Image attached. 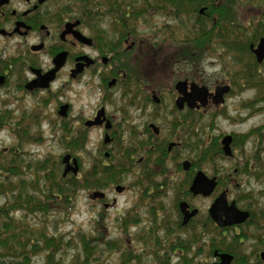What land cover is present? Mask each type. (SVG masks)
Returning <instances> with one entry per match:
<instances>
[{
	"label": "flooded vegetation",
	"instance_id": "flooded-vegetation-1",
	"mask_svg": "<svg viewBox=\"0 0 264 264\" xmlns=\"http://www.w3.org/2000/svg\"><path fill=\"white\" fill-rule=\"evenodd\" d=\"M67 7L56 0H7L0 6V30H5L0 38L17 40L13 49L0 48V87L16 76L26 93H47V100L55 102L50 131L68 146L60 158L61 175L65 168L63 156L69 155L70 162L76 158L79 167V151L72 154L70 149H86L87 133L97 130L100 160L95 158L84 175L96 172L107 178L106 184L89 193L90 199L109 207L107 194L100 189L113 190V204L129 189L137 190L132 206L119 223L137 227L142 221L141 211H145L149 218L147 233L154 238V247L148 250L156 257L154 264H220L223 254L230 257L229 264L264 263V239L248 236L245 230L253 226L247 222L254 210L252 190L230 198L231 185L242 187L237 176L255 173L253 165L260 156L256 153L246 160L244 149L248 140L258 137L234 129L201 133L203 125L214 131L220 122L236 126L251 116L231 114L227 101L244 87L242 81L261 85L255 67L263 66L264 56L257 61L253 49L264 35L259 33L249 44V52L242 53L241 48H204L202 54L220 63L225 61L221 77L206 84L199 70L202 57L198 48H185L192 52L191 56H183V48H144L140 39L132 37L122 44H107L101 36L97 39L90 32L85 34L86 28ZM210 9L203 5L189 15L193 20L199 16L211 19L214 24L217 15ZM224 16L234 20L230 12ZM76 21L79 23L66 31V25ZM238 25L245 29L243 24ZM164 28L162 34L172 30L169 24ZM79 33L90 38L91 44L80 41ZM6 51L13 54L6 55ZM228 65L242 68L231 72L225 68ZM79 82L99 98L91 115L80 116L75 127L70 120L72 103L67 91L72 83ZM32 84L47 85L29 89ZM240 107L246 110L247 102L240 103ZM225 137H229L228 143ZM225 146L230 154L225 153ZM221 160L231 162L232 170L221 174L219 169L202 168ZM199 172L205 177L202 185L206 188L213 180L211 191L191 190ZM69 175L74 174L69 171L64 177ZM129 177L131 183L124 184ZM170 191L174 199L172 206H167L161 197ZM222 193L228 204L234 202L239 210L249 213L247 220L227 226L213 221L209 209ZM196 199L210 200L205 212L195 205ZM241 201L246 203L241 205ZM249 240L254 241L253 245ZM204 249L209 260L202 256ZM125 256L132 260L128 254Z\"/></svg>",
	"mask_w": 264,
	"mask_h": 264
},
{
	"label": "rangeland",
	"instance_id": "rangeland-1",
	"mask_svg": "<svg viewBox=\"0 0 264 264\" xmlns=\"http://www.w3.org/2000/svg\"><path fill=\"white\" fill-rule=\"evenodd\" d=\"M225 2H228V10H230L236 24H243L244 30L247 32L257 30V32H260V35H264V1L225 0ZM56 3L64 7L69 4V0H56ZM71 16L75 18L74 15L71 14ZM187 20L191 21L189 18ZM245 23H249V26L247 27ZM103 24L106 25V22H103ZM165 24H169L173 30L175 29L174 21L161 15L153 17L149 26L144 23L139 25L138 39L142 41L144 48L175 47L174 43H171L170 40L163 42L158 47L153 46L150 40V36L154 34L152 29L156 27L165 31ZM105 25L103 28L108 29ZM86 30L85 34L88 35V28ZM182 35L183 32L180 30L177 36L182 37ZM16 44L17 40L15 39L4 40L0 38V48H4L5 50L7 48H15ZM210 46L211 48H215L217 44L213 43ZM12 54L11 51H6V55ZM200 55L202 60L200 59L199 70L201 71V76L204 78V83L209 84V82L221 77L220 71L221 69L224 70L225 61L220 63L208 54L203 53ZM225 68L231 72H235L241 70L242 67L228 65ZM15 73H13V76ZM255 75L262 81L261 85L250 82L244 83L242 81L244 87L241 90L235 91L227 101V111L231 114L236 115L240 113L245 115L248 113L251 116L244 123L236 126H229L226 122H220L219 127L214 131L205 128L203 125L201 128L203 132L201 133L202 135L207 132L217 134L222 130L234 129L247 132L249 136L254 135V137H258V140L256 138L248 140L244 149L246 160H250L256 153L260 156V160L253 165L255 173L249 176H237V181L242 184V187L236 189L231 185L230 198L252 190L254 209L264 210V172L262 171L264 167V63L261 68L255 67ZM91 90V88H86L84 82H79L72 83L67 91L68 99L72 103L69 112L70 120L75 127L79 125L77 121L79 117L85 118L90 116L97 105L99 96L95 92L92 93ZM46 94L26 93L21 89L20 81L16 76L11 79L9 84L0 87V150H4V154H8L16 148L19 150L20 157L29 160L46 158L49 167H55L57 173L61 174L63 166L60 163V158L68 150V146L57 135L54 137L50 131V122L55 117V102H49ZM242 102H247L248 108L246 110L241 109L240 103ZM99 135L100 132L97 130L90 131L87 133L86 149L84 147H82V150L70 149L72 154L79 151L77 152L79 155L77 177L79 178L84 175L95 158V160H100L98 154ZM239 154V151H237L236 155ZM56 165L58 166L56 167ZM202 168L206 171L219 169L221 174L232 170L231 162L226 160L217 161L215 164L206 163ZM131 180V177H129L124 181V184L131 183ZM92 190L94 189L79 190L69 211L49 217V231L63 234L69 241L64 254L66 263L73 255L81 253V244L78 243V236L81 235L88 242V248L94 250L95 260L90 264H154L156 257L148 251L154 247V238L147 233L149 218L145 211H141L140 216H142V221L137 227H123L119 223L120 217L125 216L127 210L132 206L137 190L129 189L118 196L116 202L113 204L112 199L115 197L113 190L109 187L100 189L106 192L109 207H105L100 200H91L89 193ZM161 199L167 206H172L174 192L170 191L166 193ZM0 202H2V198H0ZM209 203V199L195 200V205L203 212H205ZM245 203V201H241L239 204L244 205ZM19 216L23 217L21 213H19ZM43 217L42 215L27 216V220L37 225V220ZM251 229L252 227L245 228L249 235L252 234H250ZM261 238L264 239V235ZM253 242L249 240V243H252V245ZM203 252L202 256L204 258L207 257L206 260H209L207 250L204 249ZM125 254L131 257L130 263H124ZM82 255L83 253H81ZM43 262L44 252L33 256L30 264H41Z\"/></svg>",
	"mask_w": 264,
	"mask_h": 264
},
{
	"label": "trees",
	"instance_id": "trees-1",
	"mask_svg": "<svg viewBox=\"0 0 264 264\" xmlns=\"http://www.w3.org/2000/svg\"><path fill=\"white\" fill-rule=\"evenodd\" d=\"M228 2L69 0V4L65 6L80 20L83 27L88 28L91 35L97 39L98 36L103 37L107 44L116 41L122 44L128 37L138 38L139 25L144 23L149 26L153 17L161 15L173 20L175 29L162 34V30L152 26L155 27L152 29L154 34L150 36L153 46H160L166 41V36L174 43V48H183V56H191L192 51L185 48H198L202 54L204 48H211L213 40L217 44L215 48H241L242 53L249 52V44L255 42L260 32H247L234 20L226 18L224 14L230 12ZM203 5H208L210 11L217 15L214 24L211 19L199 16L200 19L193 20L189 15ZM104 25L108 29H104ZM180 30L183 32L182 37L177 36ZM19 154L16 148L8 154L0 150V264H30L33 256L42 252L44 262L41 264L92 263L95 260L94 250L88 248V242L81 235L78 236V243L81 244L83 255L76 253L66 263L64 254L69 241L63 234L50 232L48 220L51 215L69 211L79 190L100 188L106 184L107 177H99L96 172H90L82 178L74 175L63 177L55 167H49L46 158L29 160ZM262 171L264 172V167ZM38 215L44 217L37 220V225L27 220V216ZM247 222L253 223L250 231L252 234H247L248 236L264 235V210L251 211ZM109 247L112 248L111 245ZM123 260L124 263L130 261L128 256Z\"/></svg>",
	"mask_w": 264,
	"mask_h": 264
},
{
	"label": "water",
	"instance_id": "water-1",
	"mask_svg": "<svg viewBox=\"0 0 264 264\" xmlns=\"http://www.w3.org/2000/svg\"><path fill=\"white\" fill-rule=\"evenodd\" d=\"M7 0H0V6L4 3H6ZM79 21L68 23L66 25V31H69L71 27H74L77 25ZM5 30H0V33H4ZM78 39L86 44H91V39L82 35L81 33L78 34ZM253 52L255 53L257 57V61H261V59L264 56V37L260 38L258 44L253 49ZM51 77L49 78V80ZM47 84H32L28 86L29 89L33 88L34 86H46ZM198 88L197 86H194ZM202 90V88H201ZM205 90V89H204ZM229 137L224 138V142L228 143ZM225 153L230 154L229 148L227 146L224 147ZM62 162L65 164V168L63 170L62 175L65 176L69 171H71L74 175L78 172V163L76 158L72 159V162H70V156L65 155L62 158ZM188 163H184V167L186 168ZM203 173L199 172L196 176L193 185L191 186V190L193 192L200 191V192H209L213 189V180H210L211 186L206 188L203 184L204 179ZM93 195H97V192H94ZM102 196V194H100ZM209 214L213 221L216 222L219 226H227V225H233L237 223L244 222L249 217V213L246 211L239 210L234 202H231L230 204L227 203V199L222 193L219 195L214 203L211 205L209 209ZM222 260L220 264H229L230 257L226 254L221 255Z\"/></svg>",
	"mask_w": 264,
	"mask_h": 264
}]
</instances>
